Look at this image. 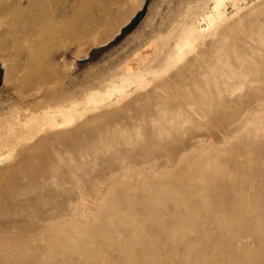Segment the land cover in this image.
<instances>
[{
  "label": "rangeland",
  "instance_id": "obj_1",
  "mask_svg": "<svg viewBox=\"0 0 264 264\" xmlns=\"http://www.w3.org/2000/svg\"><path fill=\"white\" fill-rule=\"evenodd\" d=\"M223 2L74 0L39 43L1 12L33 2L0 1V120L145 80L0 165V264H264V0Z\"/></svg>",
  "mask_w": 264,
  "mask_h": 264
},
{
  "label": "bare ground",
  "instance_id": "obj_2",
  "mask_svg": "<svg viewBox=\"0 0 264 264\" xmlns=\"http://www.w3.org/2000/svg\"><path fill=\"white\" fill-rule=\"evenodd\" d=\"M29 1L33 2L34 7H37L39 17H29L28 12L22 10L19 7H16L14 9L4 8L1 11L3 15L12 19L11 26L8 29L7 33L11 36L12 28L15 27L16 24L20 25V23H22L21 25L27 27V29L29 30L28 34H26V37H33L34 40L42 43L45 40L44 30L46 29L49 20L51 19L55 21L58 20L59 17H65L71 10L70 2L74 0H66L67 2L65 1V3L61 7L58 5V0ZM216 1L218 7H220L225 0ZM218 15L220 17L219 21L222 22L227 17L225 13L221 12ZM209 20L211 28L216 27L215 21L211 18H209ZM203 31H201L200 33V30L198 28H194L192 34L195 33V37H192V39H189L186 37V35H183L179 43L175 45L176 53L171 56L167 65L173 66L182 61L181 58L184 55L182 51L187 48L191 49L190 47L195 42V38L199 37L200 34H204L205 32L202 33ZM23 70L27 71L29 70V67L24 66ZM144 84V78L140 77V79L135 78L132 80L129 79L128 76L121 79L118 83L114 84V87L111 91L103 89L94 90L89 93V95L84 96L80 99L71 97L69 93L61 95L50 87H48V91H45V89L43 88L44 86L37 88L35 90V95H38L39 99H32L34 96H30V98L24 99L27 101H25L26 103H29V101L33 102L29 107L20 108L16 106L8 116L0 120V165L9 162L12 159L14 152H16L23 143L32 142L37 136L48 130H69L74 127L80 120L89 115L92 111L98 110L100 107L110 105L112 104V102L124 98L133 85L140 87ZM115 96L117 98H114ZM120 112L121 110L117 111V113L119 114ZM35 146L36 145H33L32 149H35ZM22 153H24L23 149L18 151V155H21ZM44 162L45 161H41L40 163H42V165H45ZM24 163V161L18 162L17 165L11 167V170L19 171L23 167ZM34 164L35 163H33V165ZM1 173L2 170H0V174ZM33 179L35 180V178ZM15 183L16 186L22 185V181L19 178L15 180ZM213 199H210V201H212ZM190 238L191 237L188 236V238L186 239L188 243L190 242V246L195 244L197 245L198 242ZM233 239L234 236H231L230 234L225 240L230 243ZM27 240L28 239L22 240L23 242H19V240H13V242H18V244L24 243V241L25 243L31 242V240ZM32 240L37 241L36 239Z\"/></svg>",
  "mask_w": 264,
  "mask_h": 264
},
{
  "label": "water",
  "instance_id": "obj_3",
  "mask_svg": "<svg viewBox=\"0 0 264 264\" xmlns=\"http://www.w3.org/2000/svg\"><path fill=\"white\" fill-rule=\"evenodd\" d=\"M91 56V55H90Z\"/></svg>",
  "mask_w": 264,
  "mask_h": 264
}]
</instances>
